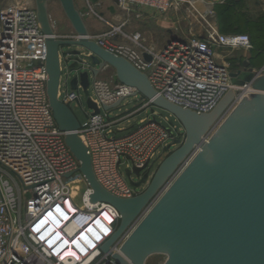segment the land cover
Listing matches in <instances>:
<instances>
[{"label": "built area", "instance_id": "1", "mask_svg": "<svg viewBox=\"0 0 264 264\" xmlns=\"http://www.w3.org/2000/svg\"><path fill=\"white\" fill-rule=\"evenodd\" d=\"M16 1L0 2V264H119L113 255L126 260L121 247L130 233L109 254L102 251L101 247L117 230L121 215L111 204L90 201L93 191L81 174L80 162L67 146L66 133L59 129L49 103L47 36L38 21L35 0ZM199 3L206 5L205 0H119L117 6L127 15L136 9L167 15L183 8L197 11ZM198 14L208 26L204 37L171 39L159 50L147 47L142 34L126 33V21L114 24L100 17L109 29L96 41L146 75L155 92L168 102L207 115L229 92L236 91L238 97L232 111L245 94L254 92L233 85L232 70L219 59L218 51H250L251 39L247 34L221 33L208 20L213 18V7ZM145 55L151 60L147 61ZM61 60L59 100L71 108L73 103H81V88L69 89L67 72L63 89V57ZM34 62L38 64L33 65ZM260 72L264 75V68ZM92 88L89 98L101 113L86 112L78 134L88 149L94 176L103 188L114 195L133 198L138 195L137 189L129 185L122 167L139 168L143 173L152 169L172 141L169 131L176 137L177 129L167 128L154 117L140 119L128 132L119 134L124 130L115 127L141 109L111 118V111L103 112V107L118 102L121 107L134 96L135 89L98 77ZM150 105L146 101L142 110ZM70 172L68 177L61 176Z\"/></svg>", "mask_w": 264, "mask_h": 264}, {"label": "water", "instance_id": "2", "mask_svg": "<svg viewBox=\"0 0 264 264\" xmlns=\"http://www.w3.org/2000/svg\"><path fill=\"white\" fill-rule=\"evenodd\" d=\"M3 1L6 0H0ZM49 1L35 0V5L42 32L47 36V94L54 118L66 133V144L80 162V172L93 191L90 201L111 204L121 215L117 230L101 247L102 251L109 254L130 233L121 247L126 260L113 255L119 264H146L154 255L166 256L165 264H264V75L260 70L245 61L231 72L233 85L250 88L254 93L243 98L209 137L218 119L236 102L232 91L207 115L174 105L155 92L146 75L90 36L74 0L59 2L76 36L57 37ZM168 33L171 39L183 38L172 30ZM64 48L67 50L61 52ZM62 57L69 78L73 74V90L87 91L90 76L96 78L111 67L120 83L135 89L134 96L141 95L169 113L183 128L184 141L169 131L172 142L168 149L178 148L153 175L150 168L144 173L135 167L124 170L133 188L147 185L133 198L107 192L94 176L88 149L78 134L81 123L72 109L59 100ZM145 58L151 60L148 55ZM120 103L104 106L103 112L117 109ZM87 106L95 114L101 113L90 98ZM197 149L190 163L156 201Z\"/></svg>", "mask_w": 264, "mask_h": 264}, {"label": "rangeland", "instance_id": "3", "mask_svg": "<svg viewBox=\"0 0 264 264\" xmlns=\"http://www.w3.org/2000/svg\"><path fill=\"white\" fill-rule=\"evenodd\" d=\"M205 1L206 5H203L202 3L196 4L197 11L183 8L180 11L164 15L160 13L158 14L149 9H136L130 13V15H127L124 14L112 0H74L75 6L81 13L89 34L93 33L99 37L106 32L109 27L104 21L114 24H120L126 21L127 23L124 27V31L128 34H142L144 37V44L154 50L161 49L167 39L170 38V35L166 30L167 28H170L177 35L184 38L204 37L208 26L198 13L204 14L205 8L213 7V18L208 19L211 23L219 26L222 24L225 29L221 31L226 34L234 33L249 35L253 45V49L250 51L244 49H221L218 51L219 59L228 63L230 69L233 71L237 64L243 65V62L245 60L247 61L246 57L258 58L261 56L262 61L264 62V54H262L264 52V2H261L260 0H230L224 3L213 2L212 6L211 0ZM16 2L17 1L15 0L14 3ZM48 10L56 34H62L67 37L76 36L75 30L65 15L59 0H50ZM66 50L67 48H64L61 52H65ZM96 69H99V67H96ZM72 77L73 74L70 79ZM98 78L105 81H118L116 72L111 67L102 70L99 73ZM67 80L66 65L63 64V89H65V83ZM70 81L71 80H68V85L71 90ZM93 82L94 76L91 75L88 90H78V93L81 95V103H73L71 105V109L80 123L86 121V112H91L87 106V100L93 94ZM232 93L236 98L238 97L236 91H232ZM244 96V98L249 97L248 94H245ZM145 102L146 100L141 95L131 96L123 102L121 107L111 111L112 117L122 116L129 112L141 109L139 113L135 114L130 119L133 124L138 123L139 120L143 118L155 117L167 128L173 129V127H176V139L184 141V130L178 121L172 115L154 105H150L147 109L142 110V106ZM232 104L229 105L223 115L218 119L215 128L211 131L209 137L216 132L220 124H222L232 112ZM166 119H168V122H166ZM126 126L130 127L131 125L128 124ZM177 148L178 146H174L171 149H167L166 152L153 163L151 175L155 173L160 163ZM126 163V160H124V165ZM122 172H124V166L122 167ZM146 187L147 185H143L140 189L136 190V192L141 193ZM166 260L167 257L164 255H154L148 259L146 264H165Z\"/></svg>", "mask_w": 264, "mask_h": 264}, {"label": "crops", "instance_id": "4", "mask_svg": "<svg viewBox=\"0 0 264 264\" xmlns=\"http://www.w3.org/2000/svg\"><path fill=\"white\" fill-rule=\"evenodd\" d=\"M212 1V3L214 2V3H224V2H226V1H230V0H211ZM236 1H239V0H236ZM261 2H264V0H260ZM217 27H218V29H219V31H220V27H219V25H217ZM167 30V32L169 31V30H171L170 28H167L166 29ZM169 34V33H168ZM57 35V37H59V38H62V37H67V36H64V35H62V34H56ZM170 35V34H169ZM90 36L94 39V40H96V39H98V36H96V35H94L93 33H91L90 34ZM169 40H171V35H170V38H168L167 39V41H166V43L169 41ZM165 43V44H166ZM164 44V45H165ZM262 54H264V52L262 53ZM247 58V61L250 63V66L252 67V68H254L256 71H259V70H261L262 68H264V62L262 61V57L260 56V57H258V58H252V57H246ZM246 61V60H245ZM244 61V62H245ZM243 62V63H244ZM235 71V70H234ZM111 116V118H112V114L110 115ZM131 125L130 127L129 126H126V125ZM137 123H135V124H133V122L131 121V120H128V121H125V122H123V123H121L120 125H118V126H116L115 128H116V130L117 129H120V130H124V131H122L121 133H126V132H128L131 128H133L135 125H136Z\"/></svg>", "mask_w": 264, "mask_h": 264}, {"label": "trees", "instance_id": "5", "mask_svg": "<svg viewBox=\"0 0 264 264\" xmlns=\"http://www.w3.org/2000/svg\"><path fill=\"white\" fill-rule=\"evenodd\" d=\"M220 32L221 33H223L221 30H223V29H225L223 26H222V24H220ZM223 34H226V33H223ZM250 37V36H249ZM251 39V38H250ZM252 42V41H251ZM240 66H242V65H240V64H237V66H236V68H235V70L238 68V67H240ZM233 71V70H232Z\"/></svg>", "mask_w": 264, "mask_h": 264}, {"label": "bare ground", "instance_id": "6", "mask_svg": "<svg viewBox=\"0 0 264 264\" xmlns=\"http://www.w3.org/2000/svg\"><path fill=\"white\" fill-rule=\"evenodd\" d=\"M203 5H204V4H203ZM205 13H207V9H206V8H205L204 14H205ZM243 95H244V94H243ZM244 97H245V96H243V98H244Z\"/></svg>", "mask_w": 264, "mask_h": 264}]
</instances>
